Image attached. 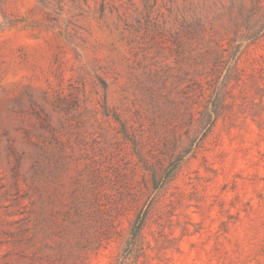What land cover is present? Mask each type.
Here are the masks:
<instances>
[{"label": "rangeland", "instance_id": "obj_1", "mask_svg": "<svg viewBox=\"0 0 264 264\" xmlns=\"http://www.w3.org/2000/svg\"><path fill=\"white\" fill-rule=\"evenodd\" d=\"M0 264H264V0H0Z\"/></svg>", "mask_w": 264, "mask_h": 264}]
</instances>
